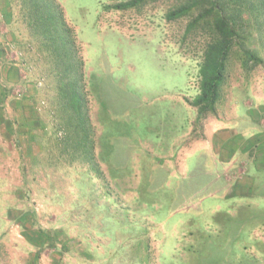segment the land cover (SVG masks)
Here are the masks:
<instances>
[{"label": "rangeland", "instance_id": "1", "mask_svg": "<svg viewBox=\"0 0 264 264\" xmlns=\"http://www.w3.org/2000/svg\"><path fill=\"white\" fill-rule=\"evenodd\" d=\"M58 1L94 150L63 119L18 2L0 0V264H264V162L246 153L264 140V31L244 28L262 63L234 49L199 114L202 41L193 15L167 19L177 0Z\"/></svg>", "mask_w": 264, "mask_h": 264}, {"label": "trees", "instance_id": "2", "mask_svg": "<svg viewBox=\"0 0 264 264\" xmlns=\"http://www.w3.org/2000/svg\"><path fill=\"white\" fill-rule=\"evenodd\" d=\"M23 21L38 38L40 49L53 63L57 73L60 95L59 107L66 124L73 129L78 146L94 150L89 101L86 93L85 62L73 27L66 19L64 7L58 0H16ZM167 19L178 20L193 15L187 27V37L196 33L202 41L200 55V93L192 106L199 114L213 113L227 76L228 61L234 49L243 53V67L262 63V59L246 48L245 26H257L264 31V0H177ZM137 4H119L127 9ZM91 139V140H90ZM91 141V142H90ZM89 159L92 161L94 157ZM89 160V161H90Z\"/></svg>", "mask_w": 264, "mask_h": 264}, {"label": "crops", "instance_id": "3", "mask_svg": "<svg viewBox=\"0 0 264 264\" xmlns=\"http://www.w3.org/2000/svg\"><path fill=\"white\" fill-rule=\"evenodd\" d=\"M256 137V136H255ZM264 140H262L261 139V141H256V143L254 144V145H252V147L251 148H248L247 149V151H246V153H249V152H252V151H254L255 150V152H256V158H255V162L258 164L259 163V160H257V157L259 156V158L261 159V158H263L264 159ZM245 153V154H246ZM262 159V160H263ZM262 160H260V162H264V161H262ZM251 163V162H250ZM250 163H249V165H250ZM257 164H256V167H258L257 166ZM260 168V167H259ZM259 170H261V169H259ZM258 170V171H259ZM258 171L256 172V173H258ZM263 171V170H262Z\"/></svg>", "mask_w": 264, "mask_h": 264}]
</instances>
